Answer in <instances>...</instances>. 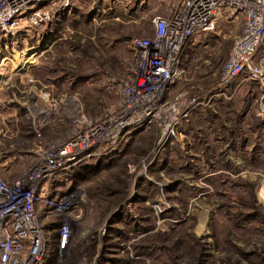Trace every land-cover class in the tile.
Wrapping results in <instances>:
<instances>
[{
    "label": "rangeland",
    "instance_id": "obj_1",
    "mask_svg": "<svg viewBox=\"0 0 264 264\" xmlns=\"http://www.w3.org/2000/svg\"><path fill=\"white\" fill-rule=\"evenodd\" d=\"M177 2L69 0L41 32L47 43L40 58L29 42L0 40V57L12 60L9 73L29 71L2 79L22 91L48 93L58 103L49 124L41 126L36 110L35 118L23 115L19 88L0 89L2 180L12 182L32 167L36 134L45 141L67 139L78 130L77 117L101 121L120 108V83L134 59L130 37L151 35L154 18ZM239 33L221 27L192 45L179 88L195 94V88L207 92L217 84ZM37 58L39 65L28 68ZM261 93L254 84L232 106L222 98L203 106L214 111H194L163 146L162 130L155 127L127 137L121 160H108V168L85 181L89 189L78 216H63L71 238L57 263L264 264V127L256 116ZM38 104L43 107L41 98ZM188 144L199 151H187Z\"/></svg>",
    "mask_w": 264,
    "mask_h": 264
},
{
    "label": "built area",
    "instance_id": "obj_2",
    "mask_svg": "<svg viewBox=\"0 0 264 264\" xmlns=\"http://www.w3.org/2000/svg\"><path fill=\"white\" fill-rule=\"evenodd\" d=\"M65 1L0 0V40L29 42L35 54L42 57L46 48L41 32L53 20L54 10ZM153 24L151 35L130 37L134 59L129 76L120 83V108L101 121L77 117L78 130L67 139L45 141L38 134L37 147L30 151L32 167L12 182L0 178V264H46L50 236L45 223L54 216L60 218L57 217L59 252L66 249L71 226L63 216H78L76 211L89 188L84 181L61 192L59 181L96 158L120 161L121 145L135 131L151 127L162 130L158 138L163 146L197 108L221 98L231 99L236 89L247 82L262 90L256 116L264 121V57H257L264 43V0H178L167 15L155 17ZM221 27L230 29L231 34L237 29L240 33L234 35L233 48L217 84L208 88L210 96L202 98L190 94L186 87L179 88L189 48L197 38L217 33ZM39 62L34 60L28 68ZM11 63L8 54L0 57V89L11 87L3 75H18L7 70ZM16 94L34 98L24 107L36 110L40 120L49 119L57 110V101L48 93L28 89ZM40 98L43 107L38 104Z\"/></svg>",
    "mask_w": 264,
    "mask_h": 264
},
{
    "label": "trees",
    "instance_id": "obj_3",
    "mask_svg": "<svg viewBox=\"0 0 264 264\" xmlns=\"http://www.w3.org/2000/svg\"><path fill=\"white\" fill-rule=\"evenodd\" d=\"M67 1H69V0H66L63 4L60 5L61 7H59L58 9L56 8L54 10V12H53V16L54 17L52 18L53 20L56 19V18H58L61 15V13L64 12L65 9L69 7L68 4H67ZM53 20H51V22H49V24L53 23ZM45 43H47V39H43V44L45 45ZM130 47H131V45H130ZM39 63L38 64H35L33 67L38 66ZM237 83L238 82L236 81V84ZM253 86H254V84L253 83H250V82L243 83L242 85H240L236 89L235 95L233 97H231V99L228 100L229 106H232V105L235 104V100H236L237 94L239 92L248 90L249 93H252ZM16 87H15V90H18L17 89L18 87L17 88ZM247 97L248 96L246 95V98ZM218 101L224 102L223 100H218ZM205 110H212V112L214 111L213 109L207 108V107L206 108L199 107L195 111L198 113L200 111H205ZM22 113H23V115H25V111H23ZM239 113L241 115L243 114V112H241V111H239ZM261 125L264 127V121L261 122ZM180 131L183 132L182 129ZM240 131H242V129H240ZM177 135H178V132H177ZM216 140L221 141V139H216ZM236 141H234L235 144H236ZM173 143H174V141L172 142V144ZM192 145L191 144H188L187 151L194 150L195 152H198L199 149H193L192 148ZM167 147H169V146H167ZM167 147L163 148V151H165V149ZM187 151H186V153H187ZM107 161L108 160H105V158H96V159H93L91 161H88L85 164H83V165H81V166L73 169L70 172V174L64 176L59 181V183L61 185L59 186L58 189L61 192H66V191L72 189L75 186V184H77L78 182H84L86 180L92 179L93 178V174L99 173V171H103L105 168H108L111 165V162H107ZM111 161H114V159H111ZM54 193H55V190L51 191V194H54ZM45 224H46V226L48 228V231L49 230L52 231L51 233H49V236H50L49 237L50 238L49 239L50 240V248H49V254H48L47 259H46V264H58L57 262H58V259L60 257V256L58 257V254H60V252H59V248H58V236H59V234L57 232V227L59 226L60 222H59V220H58L57 217H53L51 220L46 221ZM103 257H104V255L101 256V258L99 260L102 261V258Z\"/></svg>",
    "mask_w": 264,
    "mask_h": 264
},
{
    "label": "crops",
    "instance_id": "obj_4",
    "mask_svg": "<svg viewBox=\"0 0 264 264\" xmlns=\"http://www.w3.org/2000/svg\"><path fill=\"white\" fill-rule=\"evenodd\" d=\"M205 36H207V34H205ZM196 43H198V44H201V43H203V39H200V38H197V40H196V42L194 43V44H196ZM193 44V45H194ZM263 45H264V43H263ZM44 51H46V50H44ZM43 51V52H44ZM133 52V51H132ZM134 54V53H133ZM188 58H189V56H188ZM36 61L38 60V58L37 59H35ZM40 60H42V59H40ZM186 63H187V60H186ZM186 66V65H185ZM15 75H10V76H8V79H11L12 77H14ZM18 76H20V75H18ZM21 76H24L23 74H21ZM200 77H202L204 80L207 78L206 76H200ZM183 82H181L178 86H180L181 84H182ZM213 84V83H212ZM211 84V85H212ZM17 86L16 84H13V82H11L10 84H9V86ZM18 87V86H17ZM19 88V87H18ZM20 89V88H19ZM190 90V89H189ZM202 90V88H195V89H193V91L194 92H196L195 93V95H198L199 97H201V96H204V97H206V95H207V92H209L210 93V91H207V92H202L201 91ZM20 91H21V94H23L24 93V91H25V89L22 91L21 89H20ZM15 94H16V92H15ZM210 95V94H209ZM16 96H17V94H16ZM29 97H30V94L29 95H24L23 97H21V96H17V98L18 99H20V100H22L23 102H25L26 104H22L21 102H19L20 104H22L23 105V107L25 106V107H27V103H28V100H29ZM27 98V99H26ZM13 100V99H12ZM29 104V103H28ZM24 107V108H25ZM30 112H31V110H27V113H26V111H25V114H26V118L28 117V118H30ZM31 116H33L34 118L36 117V115L35 114H32V112H31ZM37 120H38V122H39V124L41 125V126H46L47 124H49V119H47V120H45V121H43V120H40V117L39 118H37ZM36 132V131H35ZM37 133V132H36ZM40 134V133H39ZM37 135L38 134H36V137H37Z\"/></svg>",
    "mask_w": 264,
    "mask_h": 264
},
{
    "label": "water",
    "instance_id": "obj_5",
    "mask_svg": "<svg viewBox=\"0 0 264 264\" xmlns=\"http://www.w3.org/2000/svg\"><path fill=\"white\" fill-rule=\"evenodd\" d=\"M165 132V131H164Z\"/></svg>",
    "mask_w": 264,
    "mask_h": 264
}]
</instances>
